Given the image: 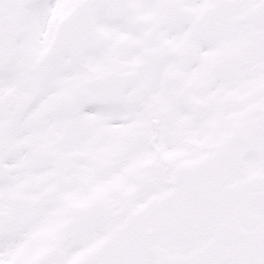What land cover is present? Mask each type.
Wrapping results in <instances>:
<instances>
[{
    "label": "snow or ice",
    "instance_id": "snow-or-ice-1",
    "mask_svg": "<svg viewBox=\"0 0 264 264\" xmlns=\"http://www.w3.org/2000/svg\"><path fill=\"white\" fill-rule=\"evenodd\" d=\"M0 264H264V0H0Z\"/></svg>",
    "mask_w": 264,
    "mask_h": 264
}]
</instances>
